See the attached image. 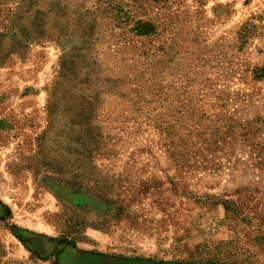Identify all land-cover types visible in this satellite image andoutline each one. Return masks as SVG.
<instances>
[{
    "label": "rangeland",
    "instance_id": "1",
    "mask_svg": "<svg viewBox=\"0 0 264 264\" xmlns=\"http://www.w3.org/2000/svg\"><path fill=\"white\" fill-rule=\"evenodd\" d=\"M0 264H264V0H0Z\"/></svg>",
    "mask_w": 264,
    "mask_h": 264
},
{
    "label": "trees",
    "instance_id": "2",
    "mask_svg": "<svg viewBox=\"0 0 264 264\" xmlns=\"http://www.w3.org/2000/svg\"><path fill=\"white\" fill-rule=\"evenodd\" d=\"M154 28L151 24H149L148 22H137L136 23V29L135 32L138 35H148L149 33H153Z\"/></svg>",
    "mask_w": 264,
    "mask_h": 264
}]
</instances>
